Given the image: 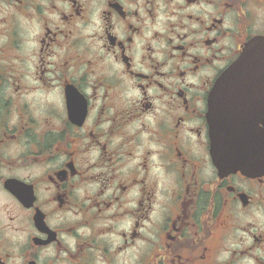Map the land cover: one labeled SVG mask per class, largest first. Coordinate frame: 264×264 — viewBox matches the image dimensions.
<instances>
[{"label": "flooded vegetation", "instance_id": "1", "mask_svg": "<svg viewBox=\"0 0 264 264\" xmlns=\"http://www.w3.org/2000/svg\"><path fill=\"white\" fill-rule=\"evenodd\" d=\"M0 264H264V0H0Z\"/></svg>", "mask_w": 264, "mask_h": 264}, {"label": "water", "instance_id": "2", "mask_svg": "<svg viewBox=\"0 0 264 264\" xmlns=\"http://www.w3.org/2000/svg\"><path fill=\"white\" fill-rule=\"evenodd\" d=\"M238 158V157H237ZM237 158H232V160L228 163V164H231V165H238V160ZM223 161V160H222ZM224 162V161H223ZM241 163V162H240Z\"/></svg>", "mask_w": 264, "mask_h": 264}]
</instances>
